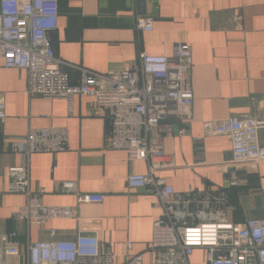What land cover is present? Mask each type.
I'll return each instance as SVG.
<instances>
[{
	"label": "crops",
	"instance_id": "crops-1",
	"mask_svg": "<svg viewBox=\"0 0 264 264\" xmlns=\"http://www.w3.org/2000/svg\"><path fill=\"white\" fill-rule=\"evenodd\" d=\"M57 27L49 33L60 69L75 84L80 69L120 70L137 63L138 53L169 55L177 42L191 47L192 115L189 122L168 118L157 132L173 166L157 174L178 192L227 187L219 164L231 158L224 134H206L204 122L248 114L264 121V0H57ZM151 14L153 29L135 27V16ZM240 14V26L233 17ZM80 68V69H79ZM0 238L6 235L20 254L9 264L24 262L25 247L37 240L72 239L78 231L98 234L109 247L115 264L141 255L150 264L147 249L152 221L161 214L148 187L129 188V173H145L141 160H129L123 150L108 145L110 120L91 96L77 95L71 108L64 99H48L27 92L26 72L5 68L0 58ZM65 127L67 149L33 153L28 157L29 189L44 205H67L77 218L56 219L26 226L11 216L25 196L6 190L7 170L25 162L10 142L28 128ZM184 132L181 133L180 129ZM264 144V127L259 130ZM238 184L227 188L232 221L264 216V160L240 164ZM73 181L81 193L101 194V202L78 204L60 184ZM55 228L54 236L49 229ZM130 243V247H127Z\"/></svg>",
	"mask_w": 264,
	"mask_h": 264
},
{
	"label": "built area",
	"instance_id": "built-area-1",
	"mask_svg": "<svg viewBox=\"0 0 264 264\" xmlns=\"http://www.w3.org/2000/svg\"><path fill=\"white\" fill-rule=\"evenodd\" d=\"M57 0H0V58L5 68L26 72L27 92L48 99H64L69 108L77 95L91 96L110 120L108 145L123 150L129 160H141L145 173H129V188L148 187L156 196L161 214L152 221L147 249L150 264H190L195 250L201 251L203 264H264V216L232 221L228 214L233 206L227 188L238 184L240 164L264 160V144L259 130L264 121L248 114L230 116L203 124L206 134H224L231 143V158L219 164L226 176L223 186L205 187L186 192L176 191L161 170L173 166L163 149V137L156 131L168 118L189 122L192 115V52L187 43L172 44L169 55L139 52L137 63L120 70L97 72L80 69L77 83H70L60 69L67 64L56 57L49 33L57 27ZM240 26L241 16L233 17ZM135 27L153 29L151 14L135 16ZM5 118V104L0 101V120ZM183 133L184 129L181 128ZM65 127L28 128L11 140L10 148L25 162L7 170L6 190L22 193L25 201L11 216L27 227L41 226L56 219L77 218L67 205H44L29 189L28 157L33 153L56 154L67 149ZM62 192L73 193L78 204L103 200L101 194L81 193L73 181L60 184ZM55 228H50L54 236ZM130 247V243H127ZM20 254L17 244L6 235L0 238V264ZM22 264H115L109 247L102 246L98 234L78 231L72 239L28 242ZM124 264H144L135 255Z\"/></svg>",
	"mask_w": 264,
	"mask_h": 264
},
{
	"label": "rangeland",
	"instance_id": "rangeland-1",
	"mask_svg": "<svg viewBox=\"0 0 264 264\" xmlns=\"http://www.w3.org/2000/svg\"><path fill=\"white\" fill-rule=\"evenodd\" d=\"M190 264H203L200 250H195L190 256Z\"/></svg>",
	"mask_w": 264,
	"mask_h": 264
}]
</instances>
